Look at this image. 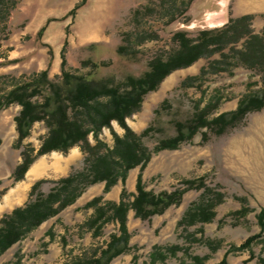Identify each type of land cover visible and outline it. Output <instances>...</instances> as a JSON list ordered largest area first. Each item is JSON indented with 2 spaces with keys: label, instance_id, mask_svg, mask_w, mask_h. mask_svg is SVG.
<instances>
[{
  "label": "rangeland",
  "instance_id": "1",
  "mask_svg": "<svg viewBox=\"0 0 264 264\" xmlns=\"http://www.w3.org/2000/svg\"><path fill=\"white\" fill-rule=\"evenodd\" d=\"M245 15L252 16L251 31L262 34L264 13L247 0H0V98L47 70L49 78L56 80L63 60L71 73L123 83L130 75L142 76L152 60L168 58L177 50V32L195 38L201 30L214 29L211 24ZM247 38L172 72L145 96L127 123L137 134L150 126L155 129L143 139L150 150L161 139L176 135V121L187 123L198 111L208 112V119H213L235 111L246 97L263 94L264 63L241 54L249 50ZM190 78L193 81L185 83ZM20 110L13 104L0 111V219L29 201L37 181L58 180L84 165L78 146L67 153L54 151L36 158L33 171L15 182L13 174L23 153L36 156L48 134L46 124L37 122L19 143L15 118ZM243 121L221 136L202 128L178 149L154 154L144 168L128 173L124 185L119 181L109 192H104L105 183L91 186L73 205L7 250L0 264H75L95 258L104 263L109 255L103 253L112 236L120 235V225L114 220L100 230L92 225L96 210L87 208L90 201L102 197L103 203H119L124 187L130 203L139 180L147 191L158 194L182 189L185 181L196 179H204L205 187L187 191L179 205L162 215L142 220L130 210L128 249L109 264H218L225 257L228 264H261L264 109L249 113ZM112 125L118 135H124L116 121ZM99 138L114 146L110 129L104 128ZM89 139L95 144L92 134ZM52 186L47 182L43 190L48 192ZM203 199L215 204V218L196 225L181 223L192 205ZM254 237L258 238L243 247ZM175 247L179 249L173 251Z\"/></svg>",
  "mask_w": 264,
  "mask_h": 264
},
{
  "label": "trees",
  "instance_id": "2",
  "mask_svg": "<svg viewBox=\"0 0 264 264\" xmlns=\"http://www.w3.org/2000/svg\"><path fill=\"white\" fill-rule=\"evenodd\" d=\"M251 19V15L231 18L220 28L199 31L195 38L187 37L186 31H179L174 35V41L180 45L177 50L168 58L158 57L152 60L149 70L142 76L130 75L120 84H115L113 79L96 80L91 78V74L78 75L66 71L67 62L63 60L62 73L56 80L49 78L47 70L1 97L0 111L13 104L21 107L19 115L15 118L19 143L30 136L35 123L44 122L48 128V134L36 156L33 157L28 152L23 153V161L13 174L15 181L24 178L36 157L54 151L67 153L78 146L84 154V165L83 168L74 170L58 180L37 181L31 188L29 201L0 219V257L43 223L73 205L91 186L105 183L104 192H109L119 181L124 185L128 173L139 166L144 168L154 154L178 149L182 143L198 135L202 128L221 136L243 124L249 113L261 111L264 108V92L261 96L246 97L241 100L235 111L222 113L213 119H208V112L198 111L187 123L176 121V135L161 139L153 150L144 144L143 139L149 138L155 129L150 126L137 134L127 123V118L139 111L145 96L157 90L172 72L187 68L200 58L223 50L228 43H236L248 37L246 49H249V53L241 54L251 56L257 61L261 59L260 63H264V31L262 34L253 33L248 25ZM248 44L251 46L248 47ZM123 50V47H119L120 52ZM95 66L97 67L96 64ZM189 80L193 81L190 78L185 83ZM38 97H42L43 101H35ZM114 121L124 129L123 136L113 130ZM104 128L113 133V147L99 138ZM91 134L95 144L89 139ZM202 136L205 141L208 140L206 132L202 133ZM47 182H52L53 186L45 192L43 185ZM184 185L186 187L182 189L155 194L147 191L139 180L137 194L133 195L134 199L130 203L125 199L129 195L124 187L119 203H103L102 197L90 201L87 208L96 210L92 225H97L100 230L106 223L117 221L120 225V235H113L107 250L104 251V256L109 255L106 262L95 258L89 262L75 264H109L114 257L127 251L130 240L127 220L130 210H133L138 218L148 220L162 215L173 205H179L187 191L205 187L204 179L188 180ZM214 207L212 200L203 199L192 205L181 223H209L216 215ZM109 212L112 214L109 215ZM262 215L264 216V210ZM259 219H264L261 214ZM261 225L264 226L262 221ZM256 238L258 237L250 238L243 247L249 246ZM178 249L175 247L173 251ZM218 264H228L227 258ZM261 264H264V261Z\"/></svg>",
  "mask_w": 264,
  "mask_h": 264
},
{
  "label": "crops",
  "instance_id": "3",
  "mask_svg": "<svg viewBox=\"0 0 264 264\" xmlns=\"http://www.w3.org/2000/svg\"><path fill=\"white\" fill-rule=\"evenodd\" d=\"M247 2H248V4H250L251 6H253V5H256V6H258L259 7V10L261 11V13H264V0H247ZM253 3H256V4H253ZM249 6V5H248ZM209 21H211V20H209ZM262 30V29H261ZM263 31V30H262ZM261 31V32H262ZM264 109V108H263ZM262 109V110H263ZM261 110V111H262ZM46 155V154H45ZM43 156V155H42ZM38 157H41V156H38ZM38 157H36V158H38ZM36 158H35V160H36ZM35 160H34V162H35ZM34 162L31 164V166L29 167V169L27 170V172L25 173V175L26 174H28L29 175V172H30V170H32L33 169V167H32V165L34 164ZM22 163V162H21ZM20 163V164H21ZM19 166V165H18ZM17 166V167H18ZM36 169L37 168H35V176H36ZM25 175H24V177H25ZM34 176V177H35ZM14 178V177H13ZM32 178V177H31ZM24 179V178H23ZM22 179V180H23ZM22 180H20V181H22ZM15 181V180H14ZM15 182H19V181H15Z\"/></svg>",
  "mask_w": 264,
  "mask_h": 264
},
{
  "label": "water",
  "instance_id": "4",
  "mask_svg": "<svg viewBox=\"0 0 264 264\" xmlns=\"http://www.w3.org/2000/svg\"><path fill=\"white\" fill-rule=\"evenodd\" d=\"M218 20H221V18H217V21H218ZM218 22H219V21H218ZM219 23H222V22H219ZM225 24H226V23H225ZM225 24L222 23V24L215 25V23H214V24H211L210 27L220 28V27H216V26H222V25L224 26Z\"/></svg>",
  "mask_w": 264,
  "mask_h": 264
},
{
  "label": "bare ground",
  "instance_id": "5",
  "mask_svg": "<svg viewBox=\"0 0 264 264\" xmlns=\"http://www.w3.org/2000/svg\"><path fill=\"white\" fill-rule=\"evenodd\" d=\"M32 171H33V170H32ZM34 172H35V171H34ZM34 172H33V173H34Z\"/></svg>",
  "mask_w": 264,
  "mask_h": 264
}]
</instances>
